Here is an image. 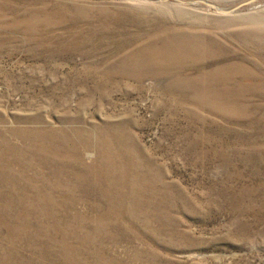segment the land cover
I'll return each mask as SVG.
<instances>
[{"label": "rangeland", "instance_id": "1", "mask_svg": "<svg viewBox=\"0 0 264 264\" xmlns=\"http://www.w3.org/2000/svg\"><path fill=\"white\" fill-rule=\"evenodd\" d=\"M0 264H264V0H0Z\"/></svg>", "mask_w": 264, "mask_h": 264}]
</instances>
